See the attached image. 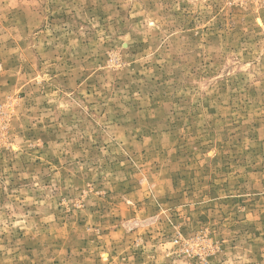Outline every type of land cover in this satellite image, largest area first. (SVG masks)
<instances>
[{"label": "rangeland", "instance_id": "1", "mask_svg": "<svg viewBox=\"0 0 264 264\" xmlns=\"http://www.w3.org/2000/svg\"><path fill=\"white\" fill-rule=\"evenodd\" d=\"M0 264H264V0H0Z\"/></svg>", "mask_w": 264, "mask_h": 264}]
</instances>
